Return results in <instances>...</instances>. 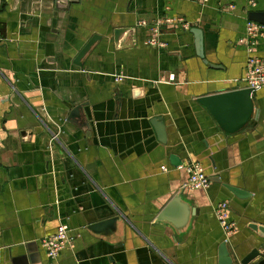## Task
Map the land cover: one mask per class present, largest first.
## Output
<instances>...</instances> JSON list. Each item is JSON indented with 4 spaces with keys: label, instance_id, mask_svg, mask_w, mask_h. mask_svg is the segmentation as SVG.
<instances>
[{
    "label": "crops",
    "instance_id": "0c3cea01",
    "mask_svg": "<svg viewBox=\"0 0 264 264\" xmlns=\"http://www.w3.org/2000/svg\"><path fill=\"white\" fill-rule=\"evenodd\" d=\"M252 12L264 13V0H0V264H219L223 244L241 264L264 252L250 228L264 226V86L233 135L198 102L246 89ZM165 19L175 21L161 26L166 46L147 45ZM124 28L135 37L118 49ZM255 55L264 59V39ZM189 162L205 169L208 189L187 188ZM222 202L230 237L215 214ZM61 225L73 239L52 262L42 241Z\"/></svg>",
    "mask_w": 264,
    "mask_h": 264
},
{
    "label": "water",
    "instance_id": "95a60500",
    "mask_svg": "<svg viewBox=\"0 0 264 264\" xmlns=\"http://www.w3.org/2000/svg\"><path fill=\"white\" fill-rule=\"evenodd\" d=\"M71 3H76L78 0H69ZM249 20L253 22H257L264 25V13L263 12H252L249 14ZM191 32L195 36V46L197 56L201 58L205 64L209 65L208 61L205 59L204 54V42H203V32L197 26L191 29ZM136 29H117L114 33V38L116 41V47L118 49L127 48L130 46V43H126V41H122L123 37L132 36L133 39L135 37ZM100 39L99 36H94L89 43L84 47L79 56L77 57L76 64L81 66V59L90 51L92 46ZM217 68V67H214ZM254 91L251 89H240L237 91H232L228 93H220L210 95L208 97H204L198 100L200 104L205 106L208 111L212 114L215 120L218 122L220 128L227 134L233 135L237 134L243 130H245L246 126L251 121L254 115V104L252 100V93ZM81 107L76 108L72 117L78 115ZM155 126L159 140L161 142L165 141V130L162 126L157 125L156 122L153 123ZM205 171V169H204ZM205 175L209 177V175L205 171ZM210 179V177H209ZM211 181V180H210ZM230 191H232L238 197H244L247 194L243 191H240L235 188L228 187ZM182 196H178L173 199L170 206L167 208L165 213L160 217L162 220L167 213L171 212L174 207H177L178 203L181 201ZM117 219H112L110 221L104 223H98L89 227V229L93 232L99 233L105 229L111 227ZM250 228L258 233L264 239V226H260L257 224H251ZM29 246H27L28 248ZM25 255V254H24ZM23 256V255H22ZM30 257V256H29ZM219 264H233L232 259L229 257V253L227 251L226 244H223L220 248L219 254ZM25 260V259H24ZM26 264H36L31 258L30 261H25ZM241 264H264V252L260 250H254L250 253Z\"/></svg>",
    "mask_w": 264,
    "mask_h": 264
},
{
    "label": "built area",
    "instance_id": "2783aa9c",
    "mask_svg": "<svg viewBox=\"0 0 264 264\" xmlns=\"http://www.w3.org/2000/svg\"><path fill=\"white\" fill-rule=\"evenodd\" d=\"M255 6V3H251ZM174 20L158 21L153 27H151V38L148 39L147 45L151 47H165V43L161 42L158 37L160 35L161 26L164 24H173ZM178 22L184 23L183 20ZM145 26V23H142ZM188 27V26H187ZM259 39H264V25L249 21L246 28L245 39L241 41L247 46L249 58L247 61V74L239 81L246 89L257 91L264 86V59L255 55L256 47ZM173 80L174 77L172 76ZM116 82L122 81V78L117 77ZM165 170V168H162ZM188 175L187 188L192 191L206 190L210 187L211 181L208 176L205 175L204 168L198 162H189L184 167ZM216 218L221 225L226 237H230L236 230V224L231 220L230 208L227 202L220 203L215 210ZM70 235V229L67 225H61L58 227L56 233L47 237L42 241V246L48 256L53 262L57 260L61 252L72 241Z\"/></svg>",
    "mask_w": 264,
    "mask_h": 264
}]
</instances>
